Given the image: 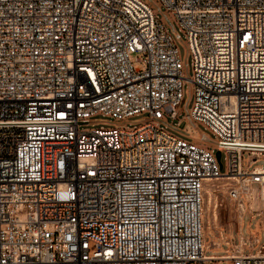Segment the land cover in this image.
<instances>
[{"label":"built area","instance_id":"obj_1","mask_svg":"<svg viewBox=\"0 0 264 264\" xmlns=\"http://www.w3.org/2000/svg\"><path fill=\"white\" fill-rule=\"evenodd\" d=\"M187 83L225 165L162 125ZM261 158L264 0H0V264H264V239L207 252L203 224L210 178L248 176L264 204Z\"/></svg>","mask_w":264,"mask_h":264},{"label":"rangeland","instance_id":"obj_2","mask_svg":"<svg viewBox=\"0 0 264 264\" xmlns=\"http://www.w3.org/2000/svg\"><path fill=\"white\" fill-rule=\"evenodd\" d=\"M151 2V0H146ZM157 14L163 20L167 29L174 36L178 33L173 20L164 7L157 3L155 6ZM178 46L183 64L184 75L191 77L193 74V57L188 48L186 37L178 40ZM194 103V85L187 83L184 87V97L181 102V110L177 119H170L162 125L189 140L200 142L203 133L207 134L206 141L216 152L217 137L205 130L201 125L194 124L188 118ZM149 120L148 115H137L127 120L116 121L113 118L98 115L90 120L88 125L82 128H93L99 126L134 127ZM248 162L254 158L250 154L245 155ZM222 163L225 165L226 154L222 153ZM264 164V158L260 159ZM225 170V167L222 168ZM236 182L227 178L205 181V189L212 192H203V224L206 250L215 255H226L234 249H243L246 253H253L259 249L264 239V204L261 199V188L250 182V194L241 190L239 199H233L228 190L236 187Z\"/></svg>","mask_w":264,"mask_h":264},{"label":"bare ground","instance_id":"obj_3","mask_svg":"<svg viewBox=\"0 0 264 264\" xmlns=\"http://www.w3.org/2000/svg\"><path fill=\"white\" fill-rule=\"evenodd\" d=\"M256 170H259V172H264L262 170H264V167H257ZM227 178L229 180H233L236 182V187L229 189L227 192L228 194L231 196V198L233 199H239L240 198V194H241V190H244V192L250 194V190H251V186H250V180L248 176L245 177H238V176H232V175H223L217 178H210L207 179L206 181L209 180H219V179H224ZM206 190V192H208L210 194V203L212 201V192H209L207 189H205L204 187V191ZM203 215H204V207H203Z\"/></svg>","mask_w":264,"mask_h":264},{"label":"water","instance_id":"obj_4","mask_svg":"<svg viewBox=\"0 0 264 264\" xmlns=\"http://www.w3.org/2000/svg\"><path fill=\"white\" fill-rule=\"evenodd\" d=\"M216 157L217 159L219 160V162L221 163L222 165V162H221V159H222V152L220 150H217L216 151Z\"/></svg>","mask_w":264,"mask_h":264}]
</instances>
